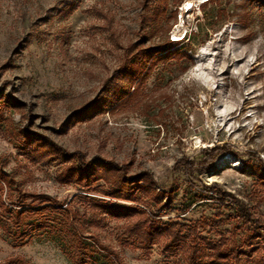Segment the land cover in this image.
I'll list each match as a JSON object with an SVG mask.
<instances>
[{
  "label": "rangeland",
  "instance_id": "374dc122",
  "mask_svg": "<svg viewBox=\"0 0 264 264\" xmlns=\"http://www.w3.org/2000/svg\"><path fill=\"white\" fill-rule=\"evenodd\" d=\"M163 40L184 53L179 62L158 64L129 104L75 116L100 94L126 47ZM0 94L19 106L4 112L0 131V170L14 190L76 205L79 214L86 207L76 195L108 200L61 183L58 164L29 162L8 136L23 128L83 162L113 163L126 177L145 173L154 193L173 190L171 209L157 213L163 222L197 223L211 240L214 230L230 239L238 208L264 224V8L253 0H0ZM223 146L230 151L206 171L190 177L175 166ZM4 190L1 199L13 200L16 192L6 198ZM182 200L190 204L180 212ZM121 224L84 232L122 264H181L159 245L147 254L132 239L123 246ZM15 244L0 232V263L71 264L45 237Z\"/></svg>",
  "mask_w": 264,
  "mask_h": 264
},
{
  "label": "trees",
  "instance_id": "16d2710c",
  "mask_svg": "<svg viewBox=\"0 0 264 264\" xmlns=\"http://www.w3.org/2000/svg\"><path fill=\"white\" fill-rule=\"evenodd\" d=\"M253 2L264 8V0ZM164 8L163 4L155 14L156 18L163 14ZM148 17L149 22L152 18ZM153 30L152 27L149 29L151 32ZM174 45L175 43L163 40L150 47H126L121 63L113 75L105 80L100 94L75 116L85 119L105 111L111 102L117 107H123L136 99L158 64L171 59L177 63L184 57L182 51L173 48ZM16 109H19L16 101L8 95L0 94V131L6 122L4 112ZM8 136L29 162L58 164L61 183L79 187L82 193H96L108 199L76 195V204L86 207L79 214L76 205L71 207L47 196H31L14 190L18 186L16 182L0 170V232L14 245H23L41 236L52 241L71 264H122L118 253L111 246L102 244L88 230L84 232L86 228L104 227L108 220H112L122 223L119 227L124 237L121 244L127 247V241L132 239L136 241L137 249L144 254L149 253L154 245H159L163 255H178L181 264H264V224L253 219L245 209L236 210L234 217L240 224L230 229V239L214 230L218 238L211 240L199 234L200 226L197 223L177 220L163 222L159 219L157 213L171 209L170 195L173 190L154 193L152 181L147 174L126 177L113 163L101 160L83 162L74 153H67L47 138L23 128L13 129ZM229 151L224 146L215 147L202 151L196 161L180 160L175 166L182 167L191 177L196 171H206L219 153ZM98 182L103 186L95 188L94 185ZM3 188L6 198H10L11 191L16 192L13 200L7 199L4 202L1 199ZM119 202L138 204L144 208ZM189 204L190 202L186 204L182 200L178 206L179 211L186 210ZM206 223L210 226L217 225L202 221V224ZM240 231L241 234L235 240V235Z\"/></svg>",
  "mask_w": 264,
  "mask_h": 264
},
{
  "label": "bare ground",
  "instance_id": "6f19581e",
  "mask_svg": "<svg viewBox=\"0 0 264 264\" xmlns=\"http://www.w3.org/2000/svg\"><path fill=\"white\" fill-rule=\"evenodd\" d=\"M203 1H204V0H203ZM190 7H191V5H190L189 3H186L184 9L187 10V9H190Z\"/></svg>",
  "mask_w": 264,
  "mask_h": 264
}]
</instances>
